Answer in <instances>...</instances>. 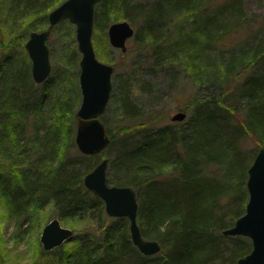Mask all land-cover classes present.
<instances>
[{"label":"trees","instance_id":"trees-1","mask_svg":"<svg viewBox=\"0 0 264 264\" xmlns=\"http://www.w3.org/2000/svg\"><path fill=\"white\" fill-rule=\"evenodd\" d=\"M62 1L0 0V32L6 37L23 29L27 37L44 29L47 13ZM241 13V0H101L95 5L94 42L106 43L102 32L110 23L132 25L140 18L142 26L131 39L150 52L151 67L164 68L176 80L189 78L196 90L187 97L190 129L167 127L141 140L125 135L115 156L107 157L115 166L107 182L136 191L140 231L160 243L162 255L141 253L130 239L128 219L106 214L97 244L84 234L76 239L83 264H157L160 257L169 264H222L225 237L231 239L227 264L250 251L241 235L222 233L245 210L243 191L254 157L240 152L241 133L264 146V24L242 34L239 29L250 21H242ZM79 58L72 50L66 62ZM7 59L0 73V182L16 217L48 203L60 220L89 222L103 215L102 199L83 185L98 154H82L73 142L74 97L56 103L61 113L42 129L43 124L29 121L25 104L28 68ZM117 90L129 122L142 125L128 81L118 80ZM112 143L113 136L107 148Z\"/></svg>","mask_w":264,"mask_h":264},{"label":"rangeland","instance_id":"rangeland-1","mask_svg":"<svg viewBox=\"0 0 264 264\" xmlns=\"http://www.w3.org/2000/svg\"><path fill=\"white\" fill-rule=\"evenodd\" d=\"M138 1L150 4L158 0ZM162 1L165 2L166 0ZM241 11L242 21H250V24L248 22L249 26L242 27L239 32L243 34L250 27L253 30L260 31V26L264 24V0H241ZM184 14L181 13L178 17L182 18ZM189 16L192 15L190 14ZM247 19L249 20L247 21ZM132 26L135 31L139 29L142 26L140 18H137L135 24L132 23ZM183 27L186 29L189 26L184 25ZM172 29H174L173 26ZM18 30V32L11 31L12 33H9L6 37H4L3 32H0V73L2 61L5 58H8L7 60H18L24 66H27L31 79V83H28V86L25 87V91L27 90L25 104L30 109L28 117L30 122L36 120L39 125L43 124L42 129H45L49 123L56 121L57 116L61 113V111H58L56 103L58 104L66 96L74 97L71 98L75 103L73 113L72 117L69 118L73 126L72 137L74 142L76 129L75 112L81 101L78 80L79 59H77L76 63L72 62L71 64L66 61L72 50L78 52L75 25L69 20H63L50 33L46 43L50 51L51 72L42 83H34L32 80L31 61L24 48V43L27 39L26 33L23 32V29ZM102 33L106 35V43L94 42L93 39L92 42L97 58L114 66V72L111 76L112 89L109 101L105 112L100 116L110 139L113 136V143L112 146L97 155L92 168L101 158L108 157L110 159L115 156L116 146L119 145L125 135H129L134 140H141L144 136H150L167 127L171 130L183 132L190 129L192 125L188 124L189 116L180 121L171 120V116L178 111H185L188 115V108L191 103L187 97L189 93L196 90L189 78L184 76V79L180 80L178 78L176 80L164 68L151 67L154 62L151 61L150 52L144 48V45H140L130 38L127 40L126 51L122 52L109 44L107 27ZM97 39H101L100 32L97 33ZM261 69L263 68H259V70ZM120 79L125 80L126 83L128 81L130 84V95L135 106L133 107L135 109L134 115L137 113V115L141 114L140 116H142L143 124L140 126L137 123L135 124V122L133 124L132 122L130 123V119L125 116L121 103V92L117 90L118 80ZM238 119L243 120L241 115H238ZM45 121L46 123L44 124ZM240 138L242 139L240 152L247 156V159L254 157L258 149L262 147L248 132L241 133ZM74 153L75 150L73 149L71 154ZM114 168V165H108L107 176H112ZM2 176L5 177L6 175ZM243 193L247 196L242 197V203L245 199L244 204H246L248 199L246 186ZM223 204L224 206L225 204L227 205L225 200ZM29 212L31 213H28V215L16 217V212L12 210L10 199L5 195L4 186L0 182V264H83L85 262L84 258H79L77 253V237L84 234L94 245L102 239L98 225L106 218L105 212L101 216L95 215L93 220L89 222L84 219L79 221H76V219L74 221L60 220L57 216L56 208L51 203H48L35 213L30 209ZM54 217H57L63 226L71 228L73 234L62 245L50 251H45L39 240L40 233L42 227ZM241 237L244 243L246 241L250 242L248 237ZM225 238V243L222 245L224 246L223 258L225 262L222 264H227L225 259H227V250L231 243L230 238ZM156 254V257L162 255L159 252Z\"/></svg>","mask_w":264,"mask_h":264},{"label":"water","instance_id":"water-1","mask_svg":"<svg viewBox=\"0 0 264 264\" xmlns=\"http://www.w3.org/2000/svg\"><path fill=\"white\" fill-rule=\"evenodd\" d=\"M101 0H63L47 13L48 25L41 30L30 31L24 48L31 61V76L36 83L44 81L51 72L50 51L47 40L52 28L63 20L75 25V38L80 53L79 87L81 101L75 112L76 129L74 142L82 154L93 155L103 152L110 137L100 116L109 101L114 66L100 61L95 53L92 32L95 5ZM134 28L127 20L110 23L107 27L109 44L122 52L126 51L127 40ZM184 111H178L171 120H182ZM108 158L103 157L83 177V185L94 196L102 199L104 211L111 217H126L132 243L145 255L160 251L157 240L145 238L137 223L136 191L129 185H114L107 182ZM246 189L248 199L244 213L233 225L222 230L223 234L248 237L250 251L239 257L235 264H264V147H260L247 169ZM73 230L61 224L57 217L43 227L39 240L45 251L60 246L70 239ZM157 264H169L163 257Z\"/></svg>","mask_w":264,"mask_h":264},{"label":"flooded vegetation","instance_id":"flooded-vegetation-1","mask_svg":"<svg viewBox=\"0 0 264 264\" xmlns=\"http://www.w3.org/2000/svg\"><path fill=\"white\" fill-rule=\"evenodd\" d=\"M34 83H36V82H34ZM42 83V82H41ZM185 112V111H184Z\"/></svg>","mask_w":264,"mask_h":264}]
</instances>
